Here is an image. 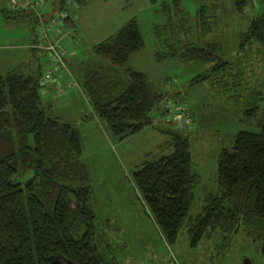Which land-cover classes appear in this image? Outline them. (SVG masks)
<instances>
[{
    "label": "trees",
    "instance_id": "16d2710c",
    "mask_svg": "<svg viewBox=\"0 0 264 264\" xmlns=\"http://www.w3.org/2000/svg\"><path fill=\"white\" fill-rule=\"evenodd\" d=\"M67 1L80 5L89 0H52L51 9L57 11ZM157 1L148 0L151 4ZM198 2L194 15L200 35L208 32L212 20L216 26V13L222 6L223 10L230 6L232 12L249 9L250 17L243 19L244 27L238 33V50L245 51L247 44L264 48V0H225L219 6H208L207 0ZM161 7L167 17L157 27L155 40L162 57L157 51L156 60L177 57L202 68L192 83L211 78L225 87L229 79L236 78V82L231 80L233 87L248 85L241 84V76L237 79L239 63L231 64L234 52L219 44L183 45L168 51L162 35L171 28L179 7L176 2ZM0 13L6 19L16 15ZM63 23L72 27L68 18ZM142 46L137 25L130 20L92 46L95 60L77 68L78 88L118 140L150 126V113L156 110L159 118L162 101L170 100L142 73L127 67L129 56ZM38 77L22 73L19 67L0 77V264H114L101 251L95 234L79 137L68 124L49 115L41 101ZM261 82V90L251 98L246 93L247 107L239 111L242 118L255 119V130H236L229 144L218 151L215 192L204 194L197 214L189 210L199 179L190 143L181 133L191 123L181 130L167 126L170 151L133 171L132 181L166 244L175 242L179 230L188 245L195 247L213 231L224 235L242 226L254 235L264 254V79ZM177 101L173 105L181 104ZM165 118L172 122L170 116Z\"/></svg>",
    "mask_w": 264,
    "mask_h": 264
},
{
    "label": "rangeland",
    "instance_id": "374dc122",
    "mask_svg": "<svg viewBox=\"0 0 264 264\" xmlns=\"http://www.w3.org/2000/svg\"><path fill=\"white\" fill-rule=\"evenodd\" d=\"M12 1L19 6L13 8ZM51 1H47L45 13L38 20L30 9L20 6L22 0H0V11L14 12L16 15L11 19H18L11 28V23L0 15V22L7 24L0 25L3 32H0V44H10L11 36H16L20 44L36 36L29 50L22 47L0 48V71H4L3 75L10 68L8 64L12 62L13 65L14 58L15 62L20 61L18 67L22 73L27 72L25 69L35 73L39 68L40 77L50 68L48 56L40 48L37 25L50 15L57 17L58 11L51 9ZM207 1L208 6L210 3L225 4V0ZM173 2L178 4L179 10L170 21L171 28L164 30L162 35L168 51L183 45L219 44L226 51L230 49L234 52L230 55L231 64L239 63L235 70L239 73L237 79L241 76V84L248 85L233 87L230 83L231 80L236 82V78L229 79L225 87L221 86L220 80V84H215L211 78L192 83L193 78L197 80L196 77L202 74V68L180 61L177 57L155 59L157 51L162 57V49L155 40L157 27L164 25L167 17L161 5L172 6ZM198 4V0H158L154 4L148 0L70 3L61 10L71 18L72 27L68 28L62 22L50 28L51 37L58 40L60 49L65 52L63 72L68 74V78H64L58 86L51 83L42 87L43 92L49 93L48 97L43 93L41 101L47 103L50 100L49 115L68 124L79 137L81 162L91 188L95 234L101 251L114 264H264L259 242L242 226L224 235L221 231H213L215 233L203 237L195 247L188 245L183 230H179L175 242L166 244L132 181V173L143 162L157 159L170 151V138L165 128L168 126L174 130L176 127L156 117L157 111L153 110L150 126L118 140L74 87L79 76L77 68L95 60L91 47L134 20L143 46L129 56L127 67L142 73L159 92L166 95L163 98L178 100L177 103L183 104L192 116L189 130L181 133L187 136L190 143L193 167L199 179L189 210L190 214H197L204 194L215 192L218 151L229 144L236 130H255V119L246 120L239 111L247 107V97L243 98L246 93L250 94V98L255 95L257 90H261L264 79V48L247 44L245 51L239 52L237 46L238 33L244 27L243 19L250 17V10L232 12L230 6L225 10L222 6V10L218 9L216 13V26L212 20L208 23V32L200 35L194 15ZM207 20L211 21L210 18ZM57 30L60 36H57ZM24 66L27 68L24 69ZM10 69H15V66ZM65 80L72 83L70 88L65 89Z\"/></svg>",
    "mask_w": 264,
    "mask_h": 264
},
{
    "label": "built area",
    "instance_id": "2783aa9c",
    "mask_svg": "<svg viewBox=\"0 0 264 264\" xmlns=\"http://www.w3.org/2000/svg\"><path fill=\"white\" fill-rule=\"evenodd\" d=\"M48 0H22L20 6H24L25 8L30 9L40 20L43 12L45 13V8ZM72 3V2H71ZM70 2H66L65 7L69 5ZM11 6L13 8H17L19 5L16 1H12ZM64 8V7H62ZM57 17L48 16L45 21H40L38 26V40L41 45L40 48L47 54L50 68H47L42 75L38 79V90L39 94L43 95L42 87L51 83L61 84L63 81V71H64V51L60 49L58 45V40H54L51 37V27L52 25L61 24L65 18H68L69 15L67 13L62 12L61 9L57 10ZM70 18V17H69ZM71 20V18H70ZM57 30V36H60ZM59 34V35H58ZM72 83H68L66 80L64 81L65 89L69 88ZM67 87V88H66ZM161 113L163 115L159 116V118L166 120L165 116H170L172 120L173 126L176 129H185L188 128L191 119L188 117V113L186 111V107L184 105L178 104L173 105V102L170 100H164L161 104Z\"/></svg>",
    "mask_w": 264,
    "mask_h": 264
},
{
    "label": "crops",
    "instance_id": "0c3cea01",
    "mask_svg": "<svg viewBox=\"0 0 264 264\" xmlns=\"http://www.w3.org/2000/svg\"><path fill=\"white\" fill-rule=\"evenodd\" d=\"M0 15H1V13H0ZM2 16V15H1ZM3 17V16H2ZM3 19L4 20H6L7 22H10L11 24H10V27L11 28H13V24L14 23H16L17 22V20L18 19H6V18H4L3 17ZM0 25H2V26H6L7 24H5V23H3V21L2 22H0ZM0 32H2V31H0ZM3 33V32H2ZM26 37V36H25ZM36 38V36H34V39ZM34 39H29V41L27 42V41H22V43L20 44L19 43V40H18V38H16V36H11L10 37V39L9 40H11L12 42L10 43V44H6V45H4V44H0V48H12V49H16V48H20V47H22V48H27L28 50L29 49H31V45L33 44V42H34ZM16 42H18V43H16ZM23 42H26V43H23ZM39 50V49H38ZM31 52V55L33 56L34 54V52H33V50H31L30 51ZM15 60H16V58H14ZM15 60L13 61V65H12V62L11 63H9L8 65L10 66V68H12V66H15V68H17L18 67V65L20 64V61L18 60V61H16L15 62ZM17 66V67H16ZM9 68V70L8 71H5L6 73L7 72H9V71H11V70H13V69H10ZM25 68H27L26 66H24V69ZM36 68H38V67H36ZM38 71H36L35 73H33V71H29L28 69H25V71H27L26 72V74H33V75H38L39 74V68L37 69ZM2 72H4V71H0V77H2ZM63 74V78H65L66 79V77L68 78V74L66 75L64 72L62 73ZM66 75V76H65ZM74 87H77L78 88V86L75 84V86ZM70 88V87H69ZM53 88H51L50 90H52ZM78 91L81 93V91H80V89L78 88ZM48 93H49V91L47 92V94H46V91L44 92V96H46V97H48ZM82 94V93H81ZM52 97V96H51ZM50 100H48V102L47 103H44V102H42L47 108H51V105H50Z\"/></svg>",
    "mask_w": 264,
    "mask_h": 264
},
{
    "label": "water",
    "instance_id": "95a60500",
    "mask_svg": "<svg viewBox=\"0 0 264 264\" xmlns=\"http://www.w3.org/2000/svg\"><path fill=\"white\" fill-rule=\"evenodd\" d=\"M53 260H55V258ZM244 264H246V263H244Z\"/></svg>",
    "mask_w": 264,
    "mask_h": 264
}]
</instances>
